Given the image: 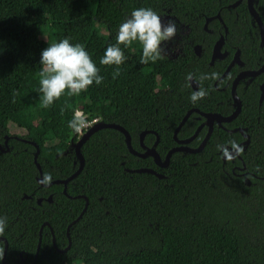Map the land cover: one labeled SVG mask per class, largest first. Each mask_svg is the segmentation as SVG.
Wrapping results in <instances>:
<instances>
[{"label": "trees", "instance_id": "1", "mask_svg": "<svg viewBox=\"0 0 264 264\" xmlns=\"http://www.w3.org/2000/svg\"><path fill=\"white\" fill-rule=\"evenodd\" d=\"M237 1L0 0V217L5 220L0 237L9 244L4 263L5 241L0 240V264L32 262L46 221L52 229L43 228L37 264H264V72L239 81L242 110L224 123L230 130L242 127L250 136L245 144L242 132L215 123L202 151L174 152L170 164L160 167L152 156L131 153L122 131L102 128L81 146L85 165L69 181L68 195L62 183L42 185L35 162L38 146L37 161L43 176L50 177L46 184L79 168L75 144L80 135L68 128L77 110L88 115L85 120L124 126L141 152L154 147L158 135L156 150L163 159L178 145L174 133L190 109L232 114L234 79L264 63L260 26L247 0L232 6ZM254 5L264 22V0ZM140 7L159 16L169 13L188 28L182 51L176 58L161 51L157 61L141 63L138 42L121 45L127 59L113 78L116 66L99 60L115 44L119 25ZM221 35L228 55L211 65ZM64 38L84 46L103 80L43 108L40 53ZM197 44L201 55L195 53ZM238 50L244 65L235 64L220 78ZM190 77L199 82L198 91L206 92L195 103L189 99L196 92ZM204 119L193 112L178 138L191 137ZM208 128L205 123L189 145L198 147ZM145 130L150 131L141 140ZM141 167L164 177L127 170ZM86 198L88 207L68 234ZM70 240V248L59 251Z\"/></svg>", "mask_w": 264, "mask_h": 264}, {"label": "clouds", "instance_id": "2", "mask_svg": "<svg viewBox=\"0 0 264 264\" xmlns=\"http://www.w3.org/2000/svg\"><path fill=\"white\" fill-rule=\"evenodd\" d=\"M176 31L174 22L169 21L163 24L161 17L151 8L133 9L130 16L119 25L115 44H109L105 48L99 63L115 65L113 69V78H115L119 75V66L127 59L121 45L128 48L134 42H138L141 46V63L155 62L161 58L163 43L173 39ZM39 64L42 68L38 91L42 94L40 103L43 108H48L62 94L79 95L93 83L99 85L103 80L99 69L84 46L79 43H70L69 38L53 42L42 49ZM212 78H215V73L212 74ZM205 95L206 92L201 89L193 92L189 99L195 103ZM85 123L84 116L79 111H75L68 121V128L72 132H79ZM232 147L239 150L234 143ZM224 154L228 155L227 152ZM49 179L50 177L45 176L43 182L46 183ZM4 228L5 220L0 217V232H3Z\"/></svg>", "mask_w": 264, "mask_h": 264}, {"label": "water", "instance_id": "3", "mask_svg": "<svg viewBox=\"0 0 264 264\" xmlns=\"http://www.w3.org/2000/svg\"><path fill=\"white\" fill-rule=\"evenodd\" d=\"M241 1L242 0H238L236 3L232 4V6H236ZM247 1H248V7H249V10H250L251 14L254 16V18L256 19V21L258 22V24L260 26L261 43H262V45L264 47V22L262 21L259 12L256 10V7L254 5V1L255 0H247ZM217 17L221 18V13H219L217 15ZM205 27H207V24L205 25ZM224 43H225V36L221 35L220 38L216 41V43L214 44V47H213V52H212V57H211V64L212 65L215 63V61L217 59H223V58H225L228 55V52L223 50ZM201 50H202V46L200 44H197L195 46V51H196V53L198 55H201ZM235 64H239L241 66L244 65V62L240 58V50H238L235 53L234 58L232 59L231 63L229 64V66L227 67L226 71L224 72V74L222 75L221 78L225 77L230 72L232 66H234ZM263 72H264V63L262 65V67H260L259 69H255V70L245 69V70H242L236 76V78L234 79V81L232 83V97H233L234 101L236 102L237 107H236L235 111L232 114L223 115V114H221L219 112H204V111H201L198 108L190 109L186 113V115L184 116V118L182 119V121L180 122V124L177 126V128L175 130L174 138L178 142V145L173 147V148H171L168 151L165 159H163L161 157V155L158 153V151L156 150V146L158 145L159 140H160V137L158 135H157V140H156V142L154 144V147H150L146 151L141 152V151H138L137 149H135L133 147V145H132V137L130 135V132L124 126H122V125H120L118 123L98 122L95 125H93L92 127H90L84 133V135L78 140V142L75 144V149H76L77 155H78V157L80 159V165H79V168L66 179L54 180V181H51L49 184H46L45 182H43V178H44L43 170H42L40 164L37 161V156H38V153H39V147L37 146L38 150H37V153L35 155V162L37 163V166H38L39 171H40V176L38 177V180L44 186H50V185H52L54 183H62V184H64V193L67 194V185H68L69 181L74 179L76 176H78L80 174V172L82 171V169L84 168V165H85V158H84V155L81 152V146L89 139V137L94 132H96L97 130L102 129V128H115V129H118V130L122 131L126 135L127 145H128V148H129L131 153H133L134 155H137L139 157H143V158L148 157V156H152V157H154V160H155L156 164L159 165L160 167H167L170 164L171 157H172L174 152H177V151H186V152H192V153L200 152V151H202L204 149L207 141L209 140V138H210V136H211V134L213 132L214 125H215L216 122L218 124L222 125L224 122L225 123L226 122H231L232 120H234L240 114V112L242 110V100H241V98H240V96L238 95V92H237V86H238L239 81L243 77L256 76V75H259V74H261ZM190 82H191L192 87L194 88V90L197 91L198 88H199V83L193 77H190ZM260 89H261L260 103H262L263 100H264V82L261 84ZM193 112H199L201 115L205 116L206 117V123L209 126L208 132H207L206 136L204 137V139L202 140L201 144L198 147H195V148L191 147L189 145V143L191 141H193L199 135L201 129L205 125L204 123L201 124L198 127V129L195 131V133L191 137L186 138V139H179L178 138L179 130L185 124V122L188 120V118L191 116V114ZM149 131L150 130H145V131L142 132L141 140L144 139L145 135ZM230 131H232V132H235V131L242 132L247 137V139L243 143L245 144V143L249 142L250 136H249L248 133L244 132V129L242 127H237V128H234V129H232ZM6 144H7V141H6ZM0 147H1V145H0ZM235 151H236V153L238 152L237 150H235ZM225 159H226V156L224 155V160ZM127 170L129 172H147V173L155 174V175H157L160 178L164 177L163 174H160L155 169L150 168V167H141V168H135V169H129L128 168ZM247 183L250 184V181H247ZM25 197H28V195H25ZM52 200H53V198H52V195H51L49 197V201H52ZM38 202L41 203L42 199L41 198L38 199ZM88 203H89V200H88V198H86V205H85L84 209L82 210L80 215L74 221H72L70 223V225L68 226V228H67L68 234H69V230H70L71 225L73 223H75L77 220H79L81 218V216L83 215V213L86 211V209L88 207ZM45 225H49L50 228L52 227L50 225V223L47 222V221L43 223V225H42V227L40 229V237H39V243H38V248H37V252H36V255H35V259L29 264H37V258H38V254H39L40 247H41V242H42L43 228H44ZM0 240H4L5 241V251H4V256H3V262L5 263V257H6V253H7L9 244H8V241H7V239L5 237H0ZM54 244L56 246L55 239H54ZM70 246H71V240H70L69 245L66 248L60 249L59 251L65 252V251H67L70 248Z\"/></svg>", "mask_w": 264, "mask_h": 264}, {"label": "rangeland", "instance_id": "4", "mask_svg": "<svg viewBox=\"0 0 264 264\" xmlns=\"http://www.w3.org/2000/svg\"><path fill=\"white\" fill-rule=\"evenodd\" d=\"M124 2H129L130 0H123ZM169 17H161V21L163 24H167L169 21H172L175 23L176 25V35L173 39H171L170 41L164 42L161 48V51L166 54L167 56H171L173 57L175 53H177L178 51H180L181 47H182V40H183V36L184 33L187 32V27L186 26H180L178 25L175 20H173L172 18ZM91 22H85V26L87 28H90ZM29 100H33V98H31L30 96L27 97ZM12 131L14 133H23V130H20L18 128L12 127Z\"/></svg>", "mask_w": 264, "mask_h": 264}, {"label": "flooded vegetation", "instance_id": "5", "mask_svg": "<svg viewBox=\"0 0 264 264\" xmlns=\"http://www.w3.org/2000/svg\"><path fill=\"white\" fill-rule=\"evenodd\" d=\"M247 3H248V1H247ZM160 17H169V18H172L173 19V16L171 15V14H164V15H161ZM168 18V19H169ZM206 25V24H205ZM188 33V28H187V32H185L184 33V35H186ZM183 41H184V36H183V40H182V47H181V49H180V51H178L177 53H175L174 54V56L173 57H171V56H169V57H171V58H176V57H178V55L181 53V51H182V48H183ZM196 46V45H195ZM195 46H194V50H195ZM201 52H202V50H201ZM195 53H196V51H195ZM197 54V53H196ZM198 55V54H197ZM235 56V55H234ZM211 57H212V55H211ZM227 57V56H226ZM234 58V57H233ZM210 63H211V61H210ZM231 63V62H230ZM212 65V64H211ZM222 77V76H221ZM220 77V78H221ZM198 82V81H197ZM199 83V82H198ZM192 85V84H191ZM196 91V90H195ZM198 91V90H197ZM199 109V108H198ZM202 111V110H201ZM205 112V111H204ZM210 112V111H209ZM196 113H199V112H196ZM200 114V113H199ZM201 115V114H200ZM203 116V115H202ZM203 117H205V116H203ZM198 119H200L199 118V116H198ZM205 124L206 123V117H205V119H204V121H202L201 122V124ZM217 123V122H216ZM225 123V122H224ZM224 123L222 124V125H220L221 127H223L224 129H227V130H230L229 128H227L226 126H224ZM227 123V122H226ZM200 124V125H201ZM198 129V128H197ZM227 157V156H226ZM24 261H25V259H23ZM31 263V262H30ZM29 264V263H28Z\"/></svg>", "mask_w": 264, "mask_h": 264}, {"label": "built area", "instance_id": "6", "mask_svg": "<svg viewBox=\"0 0 264 264\" xmlns=\"http://www.w3.org/2000/svg\"><path fill=\"white\" fill-rule=\"evenodd\" d=\"M77 111H79L81 113V115L84 116L85 119L87 118L88 115H85L81 110H77ZM98 122H99V118H93V119L86 120L85 125L78 132L80 135V138L84 135L86 130H88L90 127H92L93 125H95Z\"/></svg>", "mask_w": 264, "mask_h": 264}]
</instances>
